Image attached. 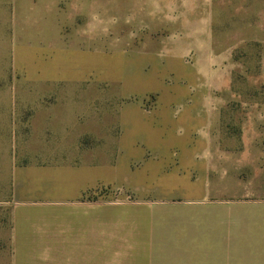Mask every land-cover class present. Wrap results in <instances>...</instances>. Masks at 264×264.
Returning a JSON list of instances; mask_svg holds the SVG:
<instances>
[{"label":"rangeland","instance_id":"obj_1","mask_svg":"<svg viewBox=\"0 0 264 264\" xmlns=\"http://www.w3.org/2000/svg\"><path fill=\"white\" fill-rule=\"evenodd\" d=\"M204 16L198 0H0V264H12L20 168L39 201L70 174L47 164L87 157L99 165L100 223L154 224L164 243L221 224L243 264H264V0H216L211 41L227 86L212 93L208 129L179 125L162 99L190 95L164 55L199 43ZM108 242L99 264H186L185 238L161 247L162 262L144 261L153 248L109 254Z\"/></svg>","mask_w":264,"mask_h":264},{"label":"crops","instance_id":"obj_2","mask_svg":"<svg viewBox=\"0 0 264 264\" xmlns=\"http://www.w3.org/2000/svg\"><path fill=\"white\" fill-rule=\"evenodd\" d=\"M198 5L206 10V16L202 19L206 23L205 30L195 33L202 40L195 45L163 54L166 58L164 70L167 75L188 86L191 93L185 97L177 89L162 99L176 110L173 114L175 120L183 117L179 125L187 126L188 122H195L202 127L206 125L208 129L213 116L212 93L225 88L227 81L221 78L223 68L214 63L216 55L211 41V22L215 19L216 0H198ZM181 99L182 103L178 102ZM72 114H68L66 123L75 126L78 115ZM133 117L127 116L129 119L126 121L134 122L131 120ZM72 147L77 149L78 145ZM74 161L71 158L68 162L47 164L57 166L65 173L69 170L70 174H61L57 185L51 181L44 184L42 197H48L40 198L39 201H35V196H31L29 191L32 186L30 168L28 171V167L20 168L26 173L20 179L21 191L18 188L14 190L17 204L11 208L12 264H99L100 237L112 241L108 242L112 246L107 249V253L112 255L145 254L153 248L154 258H144V261L162 262L163 258L159 254L161 247L166 246L168 248L165 251L174 252L177 248L174 245H177L179 239L185 238L186 243L188 242L185 249L186 264L244 263L242 255L236 253V249L223 244L226 241L225 234L219 230L227 229L225 225H192L186 227L189 232L183 237L174 238L170 234L169 242L164 243L152 232L154 224L126 221L100 223L99 205L97 201L93 202L91 196L93 189L96 190L99 184L97 175L94 180V170L97 174L99 168L97 159L93 162L92 158L87 157L86 160L81 158L78 163ZM67 178L70 181L66 182ZM103 230L106 233H100ZM122 261L126 262V258Z\"/></svg>","mask_w":264,"mask_h":264}]
</instances>
